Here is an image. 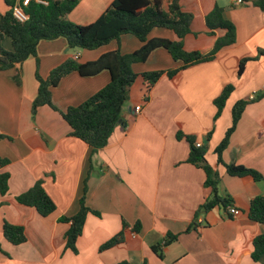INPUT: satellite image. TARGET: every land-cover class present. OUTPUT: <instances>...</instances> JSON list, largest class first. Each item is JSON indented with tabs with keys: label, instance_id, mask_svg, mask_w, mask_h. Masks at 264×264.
Listing matches in <instances>:
<instances>
[{
	"label": "crops",
	"instance_id": "obj_1",
	"mask_svg": "<svg viewBox=\"0 0 264 264\" xmlns=\"http://www.w3.org/2000/svg\"><path fill=\"white\" fill-rule=\"evenodd\" d=\"M8 1L17 0H0V16L10 9ZM173 1L163 0V10L168 11ZM238 1L178 0L182 10L194 16L191 34L184 40L188 52L208 54L225 35L222 30L213 36L208 33L206 17L215 7L223 8L224 18L236 27V44L219 52L213 61L181 69L182 62L157 49L146 63L133 65L141 78L130 89L121 124L109 145L92 161L86 203L101 216L87 217L76 254H62L70 224L60 220L79 212L91 148L71 136L70 126L51 107H41L33 118L39 89L36 75L47 79L52 70L75 56L86 64L110 52L131 54L143 44L125 35L87 51L71 50L64 39L43 41L37 58L0 71V158L8 160L7 165L0 164V173L11 176L9 193L0 195V264H264V255L258 263L252 260L253 242L264 235V224L249 216L253 199L264 197V180L257 183L249 177L230 176L214 154L232 126L235 104L264 91V9L259 6L263 0ZM113 2L79 0L69 19L82 26L93 24ZM155 38L176 40L171 30L163 28L151 32L149 39ZM2 47L11 51V40L5 38ZM246 59L249 62L239 76L240 64ZM178 69L172 78L164 74L148 92L142 74ZM19 70L20 86L14 81ZM110 80L108 71L92 77L71 73L52 90L53 104L61 111L80 106ZM230 85L234 91L216 119L215 100ZM179 133L183 135L180 140ZM187 138L206 148L209 165L221 177L220 194L232 198L231 207L240 210V216L216 208L195 221L211 189L205 185V172L188 162L191 146ZM223 161L254 169L264 177V98L246 107ZM38 181H43L57 206L48 218L16 200ZM5 222L23 227L27 242L10 244L3 233ZM124 222L128 227L123 230ZM137 223L139 232L134 230ZM122 231L123 243L101 250ZM169 234L179 238L163 249L160 259L152 246L163 243Z\"/></svg>",
	"mask_w": 264,
	"mask_h": 264
},
{
	"label": "trees",
	"instance_id": "obj_2",
	"mask_svg": "<svg viewBox=\"0 0 264 264\" xmlns=\"http://www.w3.org/2000/svg\"><path fill=\"white\" fill-rule=\"evenodd\" d=\"M48 5L32 2L27 10L30 18L25 23H20L13 17L12 7L15 1H8L10 9L0 16V71H7L22 66L30 58H37L38 46L43 41L64 39L71 50L83 49L94 51L111 42L120 41L122 36L132 35L142 42V47L131 54L123 55L120 51L110 52L101 56L97 61L81 64L75 59H69L62 65L51 71L47 79H43L38 73L36 75L39 83L38 95L33 102L32 115L36 118L41 107L49 106L59 112L65 122L71 128V136L80 139L91 148V167L84 181L83 195L80 200L79 212L73 217H64L62 220L70 224L67 233L68 247L77 253L76 242L83 234L85 223L89 214L100 217L101 214L87 206L86 196L88 183L94 168L93 157L109 145V141L119 125L124 105L129 99L132 86L139 77L133 70V65L146 63L151 54L157 49L166 50L175 61L182 62V68L211 62L222 50L236 44V27L224 18L223 8L217 6L206 17V25L209 35H215L218 30L225 31V35L219 37L212 51L208 54L200 52H188L184 46L185 38L191 34V26L194 16L182 10L175 0L169 6L168 11L162 8L163 0H114L105 13L93 24L82 26L73 23L69 15L79 4V0H45ZM264 9V0L259 4ZM163 28L171 30L176 40L149 39L154 29ZM5 38L12 43V50L7 51L2 47ZM249 59L244 60L239 67V76ZM108 71L111 76L110 83L77 107H70L65 111L59 110L52 100V90L56 88L61 80L71 73H78L82 77H92ZM178 70L155 71L142 74L148 92L161 79L164 74L174 77ZM17 85L22 84L20 70L14 76ZM234 91L232 85L227 86L222 94L215 100L217 108L216 119H218L226 106V103ZM264 98V91L247 100H241L233 108L232 126L227 130L224 139L216 147L214 154L218 163L224 165L232 177L252 178L259 183L264 177L258 171L242 165L225 164L223 153L228 148L230 138L235 132L246 107ZM183 135L178 134V139ZM191 152L188 162L206 174V187L211 189L210 197L200 207L196 217L208 213L216 208L228 210L233 205L230 196L220 194V175L209 165L206 148H198L194 138H187ZM0 164L5 166L8 160L0 158ZM9 173H0V195L5 197L10 189ZM20 205L33 208L43 216H49L56 210V205L48 195L43 181H38L30 190L16 198ZM250 219L264 224V197L258 196L251 202L249 210ZM196 222L193 223V225ZM128 227L123 223V230ZM140 223L134 226L135 232H139ZM191 226L188 231L191 230ZM3 233L5 239L14 246H19L27 241L25 230L21 226H15L8 222L4 223ZM179 235L169 234L163 243L152 246L153 252L163 259V249L176 242ZM124 232L122 231L107 243L101 250H108L123 243ZM252 260L258 263L264 255V235L258 236L253 242ZM2 248L0 246V253Z\"/></svg>",
	"mask_w": 264,
	"mask_h": 264
},
{
	"label": "built area",
	"instance_id": "obj_3",
	"mask_svg": "<svg viewBox=\"0 0 264 264\" xmlns=\"http://www.w3.org/2000/svg\"><path fill=\"white\" fill-rule=\"evenodd\" d=\"M32 2H35L37 4H41V5H48V2L45 0H17L12 7L13 17L17 21H19L20 23L27 22L30 18L29 14L27 13V10L30 7V5L32 4ZM238 3L244 4L245 0H239ZM74 59L77 60L78 57L75 56ZM137 111H140V109L138 108ZM197 147H202V145L197 144ZM228 212L233 217H237V216L241 215V211L234 208V207L228 208Z\"/></svg>",
	"mask_w": 264,
	"mask_h": 264
},
{
	"label": "rangeland",
	"instance_id": "obj_4",
	"mask_svg": "<svg viewBox=\"0 0 264 264\" xmlns=\"http://www.w3.org/2000/svg\"><path fill=\"white\" fill-rule=\"evenodd\" d=\"M246 3V2H245ZM244 3V4H245ZM249 62V61H248ZM139 78H141V77H139ZM139 78H137V79H139ZM136 83V82H135ZM135 85V84H134ZM132 86V87H135V86ZM260 93V92H259ZM258 94V93H257ZM255 96V95H254ZM253 96V97H254ZM245 100V99H244ZM55 211H57V206H56V210ZM55 213V212H54ZM54 213H52L51 215H53ZM40 215V214H39ZM51 215H49V216H46V217H44V218H48V217H50ZM41 216V215H40ZM41 217H43V216H41ZM63 219V218H62ZM62 223H64V221L63 220H60ZM69 229H70V226H69V228H68V231H69ZM68 231L66 232V234H65V240H64V245H63V250H62V254L63 253H65V252H71L72 254H76L71 248H69L68 247V239H67V233H68ZM82 236V235H81ZM81 236L78 238V240L81 238ZM115 237V236H114ZM78 240H77V242H78ZM27 242V241H26ZM25 242V243H26ZM77 242H76V248H77ZM24 243V244H25ZM77 253H78V250H77Z\"/></svg>",
	"mask_w": 264,
	"mask_h": 264
},
{
	"label": "water",
	"instance_id": "obj_5",
	"mask_svg": "<svg viewBox=\"0 0 264 264\" xmlns=\"http://www.w3.org/2000/svg\"><path fill=\"white\" fill-rule=\"evenodd\" d=\"M119 124H121V121L119 122Z\"/></svg>",
	"mask_w": 264,
	"mask_h": 264
}]
</instances>
